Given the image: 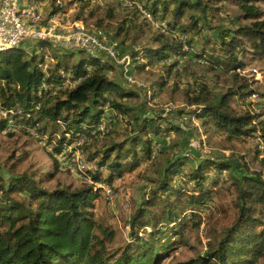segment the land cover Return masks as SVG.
Wrapping results in <instances>:
<instances>
[{
  "label": "trees",
  "instance_id": "16d2710c",
  "mask_svg": "<svg viewBox=\"0 0 264 264\" xmlns=\"http://www.w3.org/2000/svg\"><path fill=\"white\" fill-rule=\"evenodd\" d=\"M125 1L133 9L132 16L122 20L119 30L133 28V39L141 38L146 24L135 23L141 18L149 25L152 20L163 21L170 31L158 26L159 32L129 52L130 67L136 72L148 63H161L166 78L161 74L152 82L151 98L155 89H162L170 79L178 87L177 79L182 72L187 74L183 61L190 56L195 61L201 59L197 64H206L215 77L218 71L231 73L230 84L217 92L206 80L190 73L182 90L189 118L231 136L251 135L260 125L264 132L261 112L236 110L231 104L236 96L243 99L255 93L243 74L245 57L264 65V11L256 3L259 0ZM224 1L237 6L234 18L229 26H210L205 19L218 12ZM71 2L51 0L49 15H64ZM107 15L111 17L112 12L108 10ZM167 15L169 19H165ZM184 16L195 33L202 21L208 29L216 30L214 36L205 35V44L198 46L181 27ZM172 29L179 30L184 38H178ZM47 48L60 52L45 58L35 54ZM101 55L59 47L46 39H27L0 49V131L11 124L30 131L52 146L55 157L73 144L69 153L79 148L88 151L86 144L77 143L81 137L89 139L91 152L84 163L91 166H84L83 174L94 182L111 185L142 163L155 160L161 152L156 147L158 136L181 133L183 127L163 115L139 113L131 104L138 93L107 74L115 64ZM184 56L189 58L183 60ZM106 105L134 125V131L125 139L106 137L95 145L93 137L98 138ZM189 155L167 156L152 179L153 188L130 213L128 240L116 247H111L114 228L97 218L91 207L102 194L100 187L46 188L27 172L10 176L7 182L0 173V264H160L170 255L171 238L181 235L180 225L196 212L195 208L205 206L219 188L231 193L233 221L217 237H208L202 252L170 264H257L264 256V173L246 170L238 174L232 171L230 161L219 156Z\"/></svg>",
  "mask_w": 264,
  "mask_h": 264
},
{
  "label": "rangeland",
  "instance_id": "374dc122",
  "mask_svg": "<svg viewBox=\"0 0 264 264\" xmlns=\"http://www.w3.org/2000/svg\"><path fill=\"white\" fill-rule=\"evenodd\" d=\"M50 1L32 0L31 2V0H27L19 3L17 0V4L21 7L27 4V9H34L35 5L41 15L39 23H28L29 25L26 23V30H38V25H43V28H50L49 30L59 32L61 36H66L67 33L79 26L85 34L91 37L104 38V40H97L100 46L99 49H107L108 47L113 49L114 52L113 55L102 54L115 64L112 70L107 71V74L117 78L125 86L136 90L138 97L131 100L132 106L141 114L165 116L174 124L182 126L183 132H170L164 137L158 136L156 147H159L161 152L157 154L155 160L148 161L145 164L142 163L134 171L116 178L110 185L94 182L89 176L83 174L84 166H87L86 168L91 166L84 163L87 153L91 152L90 143L92 141L89 139L85 141L81 137L77 143L79 146L80 144H86L88 151L81 152L79 148L77 151L69 153L72 146L76 145L73 144L65 148L66 152L64 154L55 157L52 154V146L38 140L34 134H31L32 132H26L21 127L17 128L16 125L11 124L7 126L5 131H0V173L5 182L12 175L27 172L32 174L46 188L56 186L80 188L91 184L94 187H100L102 194L93 200L91 207L97 218H102L103 222L105 221L114 228L115 234L111 247H116L123 245L128 240L130 213L153 188L152 179L156 178L158 170L171 153L190 154L189 156L195 158L219 156L234 165L232 171L235 173H244L246 170H260L264 173V136L261 135L264 132L259 129L261 125L251 135L231 136L227 131L215 130L213 126L202 125L200 120L193 117L189 118L186 113L188 107L185 105L182 90L186 86L187 77L190 78V73L195 74L199 79L206 80L216 91L223 90L222 88L230 84L231 73L226 74L218 71L216 73L218 77H215V73L210 71L206 64H197L201 59L195 61L191 56L190 58L184 56L183 60L189 58L182 63V66L187 67V74L182 72L180 78L177 79L178 87L173 86L170 79L168 85L162 89L155 87L156 95L151 98L153 93L152 82L157 80L161 74L166 78L161 63H148L144 69L136 72L130 67L129 52L133 48L140 47L142 42L144 43L153 33L159 32L158 26H162L163 30L169 31L168 26L163 21L152 20L149 14L144 12L143 14L152 22L149 25L142 22L141 18L136 19V24L140 22L146 24L144 27L146 32L141 38L133 39L136 34L133 28H127L123 31L118 29L122 20L132 16L133 9L129 8L125 0H72L66 6L67 13L64 15L56 13L52 16L49 15L51 10ZM66 1L63 0L65 3ZM256 3L264 11V1L259 0ZM108 10L112 12L111 17L107 15ZM236 12L237 6L232 1H224L221 9L212 15H208L205 21L208 19V24L213 27L217 25L226 27L230 25V20L234 18ZM195 14L199 15V11ZM169 18L170 16L167 15L165 19ZM181 24L187 36L192 37L198 46L204 43L205 35L207 37L214 36L216 31L208 29L207 24L200 21L201 27L195 33L190 28L191 23L187 16L183 17ZM171 32L178 38L180 36L184 38V34L181 35L182 33L179 30L172 29ZM34 39L36 40L35 37ZM209 44L207 45L209 46ZM4 46H6V43L0 44V48ZM58 46L61 47L62 45L58 44ZM198 46H196L197 49ZM205 49L207 52L211 51L210 48ZM28 50L32 51V46ZM58 52H60V49L51 50L47 48L44 51L36 50L35 54H42L45 58ZM245 62L247 65L243 74L248 76L250 89L254 90L255 93L243 99L236 96L232 99L231 104L236 110L249 109L255 113L261 112L262 116L259 120H264V65L260 60H251L247 56ZM48 63L51 64L52 61H48ZM216 79H218V82ZM109 96L115 97L113 95ZM104 108V118L97 128L99 131L97 133L98 138L92 136L96 140L94 141L95 145L99 142L102 143L106 137H112L119 141L133 134L134 125L127 123L122 116L115 115L107 105ZM9 129L13 130V133H5ZM49 174L51 175L48 176ZM223 175L224 173H222ZM175 179L178 182L180 181L179 177ZM194 210L196 212L190 213L188 219L180 225L182 227L181 235L172 236L173 244L167 249L170 255L162 260L160 264L185 260L202 252L208 237H217L221 234L231 224L235 213L231 203V193L227 190L223 192L220 188L218 193L212 194L205 206ZM144 236L146 237V235ZM257 264H264V256L259 258Z\"/></svg>",
  "mask_w": 264,
  "mask_h": 264
},
{
  "label": "built area",
  "instance_id": "2783aa9c",
  "mask_svg": "<svg viewBox=\"0 0 264 264\" xmlns=\"http://www.w3.org/2000/svg\"><path fill=\"white\" fill-rule=\"evenodd\" d=\"M40 20L41 15L35 5L34 9H27V4L21 7L17 4V0H1L0 44L13 43L18 45L27 39L34 40V37H46L51 39L52 42L61 44L64 48H85L87 52L114 54L111 48L99 49L97 47V40H104V38H81L79 35H74V33L73 37H64L59 32L43 28V25H38V30H26V23H39ZM180 38L182 39V36Z\"/></svg>",
  "mask_w": 264,
  "mask_h": 264
},
{
  "label": "bare ground",
  "instance_id": "6f19581e",
  "mask_svg": "<svg viewBox=\"0 0 264 264\" xmlns=\"http://www.w3.org/2000/svg\"><path fill=\"white\" fill-rule=\"evenodd\" d=\"M28 24V23H27ZM29 25V24H28ZM50 29V28H49ZM69 32V31H68ZM73 33H74V35H79L81 38H90L91 36H89V35H87V34H85L82 30H81V27H79V26H77L76 28H75V30H73V31H70L69 33H67V35L66 36H64V37H73ZM36 38V40H38V39H46V40H51V39H49V38H46V37H35ZM101 45V44H100ZM13 46H15V44H13V43H6V46H4L3 48H0V49H6V48H10V47H13ZM97 47H100L99 45H98V43H97ZM79 49H85V48H79ZM85 50H87V49H85Z\"/></svg>",
  "mask_w": 264,
  "mask_h": 264
},
{
  "label": "crops",
  "instance_id": "0c3cea01",
  "mask_svg": "<svg viewBox=\"0 0 264 264\" xmlns=\"http://www.w3.org/2000/svg\"><path fill=\"white\" fill-rule=\"evenodd\" d=\"M19 1V3H21V2H23V1H27V0H18Z\"/></svg>",
  "mask_w": 264,
  "mask_h": 264
}]
</instances>
